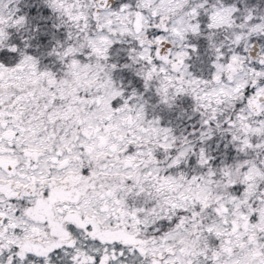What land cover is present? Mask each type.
I'll return each instance as SVG.
<instances>
[{
    "label": "snow or ice",
    "instance_id": "obj_1",
    "mask_svg": "<svg viewBox=\"0 0 264 264\" xmlns=\"http://www.w3.org/2000/svg\"><path fill=\"white\" fill-rule=\"evenodd\" d=\"M0 264H264V0H0Z\"/></svg>",
    "mask_w": 264,
    "mask_h": 264
}]
</instances>
